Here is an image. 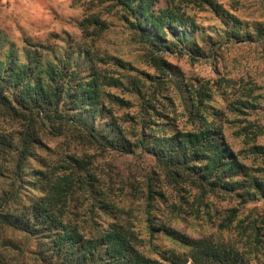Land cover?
Here are the masks:
<instances>
[{
	"label": "rangeland",
	"instance_id": "374dc122",
	"mask_svg": "<svg viewBox=\"0 0 264 264\" xmlns=\"http://www.w3.org/2000/svg\"><path fill=\"white\" fill-rule=\"evenodd\" d=\"M169 8L185 15L187 26L178 29L190 32L192 38L186 43H179L171 30L162 33L160 41L144 38L151 28L146 23L137 25L117 0H0V55L3 59L20 56L25 61L27 50L37 46L49 56L54 52L73 56L68 61L71 77L80 81L96 76L102 92L124 100L120 107L105 96L103 104L112 114H103L97 124L104 128L106 121L118 119L124 137L135 147L146 138L138 123L144 108L155 106L160 113L157 116L150 110L146 115L150 138L164 135L170 125L192 130L198 122L190 117L191 106L178 91L187 87L195 96L202 94L203 102L196 104V110L222 126L230 148L254 175L264 179L263 160L252 153L254 145L264 146V0H155L158 14ZM114 79L118 85L113 86ZM2 111L0 105V134L17 135L21 127ZM43 140L49 149L34 147L25 162L26 180H36L35 186H41L43 177L38 180L33 173L46 174L64 161L60 173L66 172L68 154L88 158L97 176L95 186L108 192L107 200L120 206L134 200L137 226L143 232L147 231L142 212L149 178L156 182L158 192L153 212L157 224L165 219L188 237L217 234L231 209L238 211V220L244 224L249 217L264 220V199L244 202L221 188L203 189L183 179L174 182L167 176L174 170L165 168L146 150L136 148L135 155H127L81 147L70 136H44ZM9 152L0 150V193L9 192L15 182L8 170L15 164L10 157L16 151ZM259 169L260 173L255 172ZM32 188L31 183L23 182L21 195ZM99 216L104 222L101 228H105L110 217ZM21 234L7 237L16 242ZM157 236L154 244L149 236L143 243L145 254L156 257L155 250L187 251L164 234ZM22 237L16 243L22 245L26 239ZM26 240L31 251L22 253L20 263L42 264L31 253L38 238Z\"/></svg>",
	"mask_w": 264,
	"mask_h": 264
},
{
	"label": "trees",
	"instance_id": "16d2710c",
	"mask_svg": "<svg viewBox=\"0 0 264 264\" xmlns=\"http://www.w3.org/2000/svg\"><path fill=\"white\" fill-rule=\"evenodd\" d=\"M117 2L126 8L137 25L146 23L151 28L150 33L145 31L144 38L149 36L160 41V35L166 30H171L179 43L192 38L190 32L178 29L187 26L185 15L171 8L158 14L154 10L155 0ZM72 59L71 55L56 52L49 56V52L37 46L27 50L25 61L20 56L3 59L0 55L2 112L21 127L17 135L0 134V150L6 154L16 151L10 157L15 164L8 170L15 182L9 192L0 193V264H21L22 253L31 251L26 247L29 245L26 239L31 237L38 238L36 250L31 253L42 264H264V220L259 222L249 217L244 224L238 220V211L231 209L220 222L217 234L188 237L165 219L157 224L153 212L158 192L152 178L146 185L142 212L146 232L137 226L134 200L121 202L123 206H120L107 200L108 192L97 189V176L88 158L68 154L66 172L60 173L64 161L46 174L33 173L36 179L43 177L41 186H35L36 180H26L25 162L34 147L49 149L44 136H70L81 147L127 155H135L136 148L146 150L165 168L174 170L167 176L177 183L183 179L203 189L221 188L235 193L244 202L264 199V179L254 175L230 148L222 126L196 110V104L203 102L202 94L195 96L187 87L178 91L191 106L190 117L198 122L192 130L182 131L169 124L170 132L164 129V135L150 138L146 134V115L150 110L157 116L160 113L155 106L144 108L138 123L140 134L146 138L139 140L135 147L124 137L118 119L106 121L104 128L97 124L103 114H112L103 104L105 96L120 107L124 100L102 92L96 76L80 81L76 76L71 77L68 61ZM112 83L118 85V80ZM92 116L93 121L89 123ZM253 150L264 164V146L256 144ZM34 157L38 162L37 156ZM23 182L33 186L24 196L20 191ZM243 190L245 193L239 192ZM99 213L110 217L105 228H101L104 222L99 219ZM11 233H22L25 242L16 243L21 241L22 234L16 242L9 239L7 236ZM158 233L182 244L187 251L155 250L156 257L145 254L143 243L149 236V242L154 244Z\"/></svg>",
	"mask_w": 264,
	"mask_h": 264
}]
</instances>
